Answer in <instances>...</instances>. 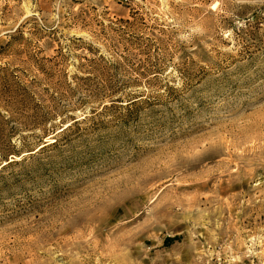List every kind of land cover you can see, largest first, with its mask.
<instances>
[{"label": "rangeland", "instance_id": "obj_1", "mask_svg": "<svg viewBox=\"0 0 264 264\" xmlns=\"http://www.w3.org/2000/svg\"><path fill=\"white\" fill-rule=\"evenodd\" d=\"M0 264H264V0H0Z\"/></svg>", "mask_w": 264, "mask_h": 264}]
</instances>
